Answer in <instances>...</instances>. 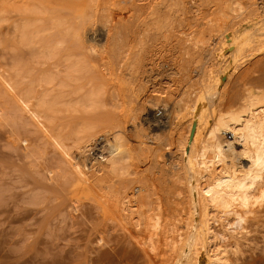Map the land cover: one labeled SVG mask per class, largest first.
<instances>
[{"label":"bare ground","instance_id":"bare-ground-1","mask_svg":"<svg viewBox=\"0 0 264 264\" xmlns=\"http://www.w3.org/2000/svg\"><path fill=\"white\" fill-rule=\"evenodd\" d=\"M222 5L218 21L225 22L228 6ZM261 5L255 2L251 12L259 15ZM98 30L100 40L86 24L76 28L84 43L110 45L103 63L73 60L63 74L32 77L24 72L8 77L11 90L27 87L18 93L20 109L32 112L40 122L45 118L53 123L57 129L53 137L69 157L73 144L80 158L76 164L69 162L95 192L113 207L120 205L148 235L156 256L165 246L177 254L175 264H200L193 256L200 247L208 254V264H235L226 238L215 228L222 222L227 230L242 233L264 218V75L224 80L223 47L214 32L210 48H203L205 39L197 37L191 47L151 44L145 56L133 54L138 46L132 30L114 33L109 21ZM169 31L175 32L171 27ZM203 49L210 58L197 57ZM233 50L234 63L253 61L250 43ZM176 59L186 71L174 89L161 87V70ZM83 77L89 88L76 87L73 95L68 94L72 99L66 100L67 87ZM107 96L117 104L132 105L129 121L117 120L112 112L85 120L61 116L97 110L107 104ZM130 122L135 140L129 136ZM154 153L162 159L159 168L146 164L139 170L143 155ZM131 175L135 181L129 187ZM170 233H175L172 241Z\"/></svg>","mask_w":264,"mask_h":264},{"label":"rangeland","instance_id":"rangeland-1","mask_svg":"<svg viewBox=\"0 0 264 264\" xmlns=\"http://www.w3.org/2000/svg\"><path fill=\"white\" fill-rule=\"evenodd\" d=\"M257 1L264 6V0H0V264H175V252L162 246L156 256L148 235L121 206L113 207L95 192L71 164L80 158L73 144L68 147L69 157L53 137L57 134L53 123L45 118L40 122L32 112L20 109L18 93L27 87L13 91L7 79L24 72L32 77L63 74L66 63L73 60L103 63L110 45L105 41L86 44L76 28L86 24L100 40L98 29L108 21L114 33L132 30L138 46L134 55L146 56L151 44L191 47L197 37L205 39L201 46L207 49L214 32L223 47L224 80L236 81L245 74L261 76L264 7L259 15L251 12ZM222 3L228 6L225 22L218 21ZM244 43L254 48L253 61L234 63L233 49ZM197 57L210 58L204 49ZM185 71L179 59L171 61L161 70L159 85L174 89ZM124 73L130 83L129 71ZM89 85L83 77L67 87L66 100L72 99L68 94L73 95L76 87ZM105 98L107 104L97 110L63 111L61 116L85 120L112 112L117 120H130L131 104ZM127 127L135 140L131 122ZM160 162L159 153L143 155L139 170L146 164L156 170ZM134 181L135 176L127 177L129 187ZM215 230L226 238L235 264H264V218L242 233L227 230L222 222ZM170 235L172 241L175 233ZM193 256L200 264L209 263L200 247Z\"/></svg>","mask_w":264,"mask_h":264}]
</instances>
